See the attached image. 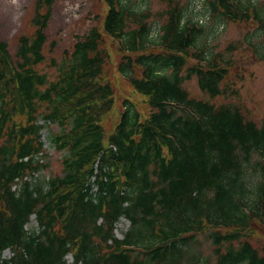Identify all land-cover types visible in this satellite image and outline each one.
Listing matches in <instances>:
<instances>
[{"label":"trees","instance_id":"1","mask_svg":"<svg viewBox=\"0 0 264 264\" xmlns=\"http://www.w3.org/2000/svg\"><path fill=\"white\" fill-rule=\"evenodd\" d=\"M102 1V30L90 28L51 61L53 79L38 66L54 0H37L15 60L0 40V264H67L68 254L72 264H264V246L247 232L264 228V118L214 101L231 96L232 63L204 39L211 27L177 0H162L155 24L146 0ZM201 1L214 27L260 19L249 0ZM104 36L118 43L117 72L148 107L143 116L123 99L106 137L100 118L116 100L103 78ZM192 78L203 98L185 87ZM51 124L61 167L38 176L49 171L41 131ZM32 215L37 227L27 230Z\"/></svg>","mask_w":264,"mask_h":264},{"label":"rangeland","instance_id":"2","mask_svg":"<svg viewBox=\"0 0 264 264\" xmlns=\"http://www.w3.org/2000/svg\"><path fill=\"white\" fill-rule=\"evenodd\" d=\"M188 7L193 19L199 18V10L202 8L201 0H177ZM256 3L259 9L260 19L254 15L247 21L229 22L224 26L214 23L207 24L201 21L202 26L210 30L205 32V40L216 52L223 53L232 63L224 86L231 93L229 97H217L216 103L234 102L237 104L246 119L259 123L264 118V0H249ZM149 9L151 23L158 22V17L165 8L162 0H146ZM37 0H0V40L7 44L10 55L15 60V52L20 36H30L34 31L32 22ZM106 5L102 0H54L50 19L45 29L46 45L44 54L46 61L38 66L45 71L50 79L55 78L56 72L51 61H60L65 52L69 51L77 37L85 34L90 28L97 27L102 30L103 17ZM153 23V24H155ZM152 24V25H153ZM219 25V26H218ZM205 26V27H206ZM214 27V28H213ZM154 31V28H153ZM155 32V31H154ZM234 42L235 50L227 52L226 46ZM104 46L110 54L104 66L103 78L111 82L114 92V105L111 110L100 118L105 137L113 132V128L119 118L121 101L125 98L135 103L138 111L144 116L148 113L146 98L133 90L129 83L117 72V64L120 57L118 43L104 36ZM185 87L194 97L203 98L195 78L185 82ZM236 93V94H235ZM49 131H57V126L51 124L41 131L43 147L49 162V171L37 174L47 177L50 173L59 171L61 164V152L50 146L47 140ZM129 223L120 218L115 224L114 234L122 238ZM37 224L33 216L26 225L27 230L36 229ZM252 243L258 249L264 246V228L259 225L254 230L247 231ZM202 242L201 248L205 256L211 257V246L203 234L198 235ZM11 255L9 250H4L2 257ZM67 264H72L70 254L65 257Z\"/></svg>","mask_w":264,"mask_h":264}]
</instances>
